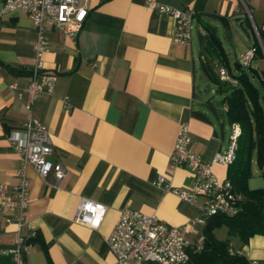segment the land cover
<instances>
[{
	"label": "crops",
	"instance_id": "1",
	"mask_svg": "<svg viewBox=\"0 0 264 264\" xmlns=\"http://www.w3.org/2000/svg\"><path fill=\"white\" fill-rule=\"evenodd\" d=\"M156 1L194 9L197 38L189 44L177 41L174 18L144 8L145 0H88L86 18L74 36L46 23L48 43L42 58L44 70L55 80L30 111L23 90L34 62L36 33L24 10L0 14V184L9 189L17 183L21 159L9 135L21 132L30 114L46 125L51 158L66 168L56 181L51 175L42 178L32 165L26 167L28 196L20 228L26 248L21 264H116L105 237L124 207L153 213L169 225L197 215L195 205L155 181L163 175L180 187L192 180L191 170L172 166L169 158L181 122L188 123L190 148L205 160L228 143L224 112L210 110L201 98L206 91L201 96L199 82L207 89L211 82L200 64L207 56L199 33L208 23L218 36L222 29L228 41L234 35L237 42L231 50L238 60L235 49L241 47L242 53L255 38L264 45L257 32L264 35V0ZM2 4L0 0V9ZM209 13L224 17L226 26ZM224 51L236 72L229 49ZM251 65L264 74V55L255 54ZM227 167L213 163L212 170L224 180ZM246 184L264 189V175L254 160ZM81 198L106 205L98 228L74 220ZM6 215L0 211V264H16L9 250L15 246L17 226L7 222ZM204 225L197 223L186 232L192 248L203 241ZM213 233L229 239L231 252L264 264V234L243 242L230 236L227 226H217Z\"/></svg>",
	"mask_w": 264,
	"mask_h": 264
},
{
	"label": "built area",
	"instance_id": "2",
	"mask_svg": "<svg viewBox=\"0 0 264 264\" xmlns=\"http://www.w3.org/2000/svg\"><path fill=\"white\" fill-rule=\"evenodd\" d=\"M88 0H3L0 14L15 9L24 10L30 18L36 33L32 42L35 57L28 83L23 93L26 98V109L31 110L33 103L53 87L55 75L44 70L42 54L48 43L45 26L52 23L65 34L74 36L82 27L88 11ZM144 8H154L174 18L177 41L189 44L195 28L196 12L192 8H177L145 0ZM200 33L205 34L204 30ZM255 48H246L238 61L246 66L250 63ZM220 80L235 83L226 67L215 64ZM65 105L68 104L65 102ZM226 106L223 105V110ZM229 140L222 151H217L211 160H205L190 148L191 136L186 121L179 124L170 163L174 167H185L192 171V180L186 186H173L163 175L156 179L157 185L174 192L182 200L197 207V215L181 225H169L155 214L124 207L111 229L105 242L115 256L116 264H188V249L192 248L185 234L197 223L205 224L215 214L232 215L238 212L239 203L244 195L237 191L228 178L219 180L212 170L213 163L230 164L236 155V140L240 133L237 123L230 126ZM9 140L20 156L21 165L16 170L17 183L9 189L0 184V211L6 213L5 220L17 226L15 246L9 250L16 264H21V254L26 248L20 228L24 222V211L27 206L29 180L26 174L27 165H32L37 173L46 178L53 176L61 180L66 172L65 166L51 158L52 142L46 125L31 114L23 122L21 132H13ZM106 212V205L99 201L81 198L74 213V220L82 225L98 228ZM203 241L194 245L201 249ZM249 264H261L250 261Z\"/></svg>",
	"mask_w": 264,
	"mask_h": 264
},
{
	"label": "trees",
	"instance_id": "3",
	"mask_svg": "<svg viewBox=\"0 0 264 264\" xmlns=\"http://www.w3.org/2000/svg\"><path fill=\"white\" fill-rule=\"evenodd\" d=\"M217 18L224 26L226 19L216 13H209ZM249 22V19L246 16ZM205 34L199 33V40L203 46L208 62L201 60V67L210 82L217 84L218 90L225 92L223 110L225 121L231 126L237 123L240 133L237 137L235 159L228 164L227 178L233 187L244 195L239 203V210L232 215L215 214L209 217L203 228V242L201 249H188V264H249L247 258L238 252H231L229 239L220 240L215 237L213 229L225 224L230 236H238L246 242L254 234H264V189H249L246 181L252 175V161L254 160L264 175V74L251 65L243 66L238 60L233 63L236 72L230 69L221 38L216 28L208 23L203 25ZM258 35L264 42V35L257 29ZM255 54L262 57L261 46L255 38L253 41ZM227 66L228 72L235 83L222 81L213 71L215 64ZM206 104L215 111L213 98H208ZM222 105V106H223ZM206 119L204 115L195 113Z\"/></svg>",
	"mask_w": 264,
	"mask_h": 264
},
{
	"label": "rangeland",
	"instance_id": "4",
	"mask_svg": "<svg viewBox=\"0 0 264 264\" xmlns=\"http://www.w3.org/2000/svg\"><path fill=\"white\" fill-rule=\"evenodd\" d=\"M243 9H244L245 12H247V10H246L245 8H243ZM245 15H246V14H245ZM195 25H196V23H195ZM197 35H198V33H197V28H196V26H195V28H194V30H193V37H194V38H197ZM219 36H220V38H221V40H222L223 46H224L225 48L229 49V60H230V64H231V66H232V68H233V70H234L235 68H234V66H233V63H234V61H235V55H234L233 51L231 50V48L233 47L232 45H233L234 43L237 42V41H236L237 39H236V37L233 35V36L230 38L231 41H228V39L225 37V35H224L222 29H220ZM235 41H236V42H235ZM234 46H235V45H234ZM241 49H242L241 47L235 49L236 54L238 55V59H239V57H240V53H239V52H240ZM204 59H205V63H209V62H208V57H204ZM214 68H215V66H214ZM214 68H213V71H214ZM216 73H217V72H216ZM211 97H212L213 100H214V105H215V107H216L217 112L222 114V112H223V106H222V105H223L224 93L221 92V91H219V90H218V86H217V84H215V83H213V82L210 83V87H208V89L206 90V95H205V97H201V98H204L205 100H207L208 98H211ZM230 132H231L230 126H229V124L225 121V123H224V133H225V140H226V143H227L228 140H229V134H230ZM226 145H227V144H226ZM220 226H226V225H225V224H222V225H220ZM220 226H219V227H220Z\"/></svg>",
	"mask_w": 264,
	"mask_h": 264
},
{
	"label": "water",
	"instance_id": "5",
	"mask_svg": "<svg viewBox=\"0 0 264 264\" xmlns=\"http://www.w3.org/2000/svg\"><path fill=\"white\" fill-rule=\"evenodd\" d=\"M259 42H260L261 47L264 48V45H262V43H261L260 40H259ZM199 84H200V86H201V88H202V91H201L200 94H201V96H204L205 91H206V89H207V86H206L202 81H200ZM203 242H206V240L203 239Z\"/></svg>",
	"mask_w": 264,
	"mask_h": 264
}]
</instances>
